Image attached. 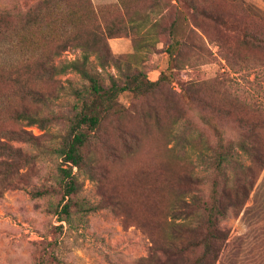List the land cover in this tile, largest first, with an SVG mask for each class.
Wrapping results in <instances>:
<instances>
[{"label":"trees","instance_id":"trees-1","mask_svg":"<svg viewBox=\"0 0 264 264\" xmlns=\"http://www.w3.org/2000/svg\"><path fill=\"white\" fill-rule=\"evenodd\" d=\"M119 9H128L126 0H119ZM110 22L93 0L0 6V38L23 56L0 66V97L13 102L0 112V196L22 188L25 169L52 157L59 160L57 186L32 194L60 196L52 205L60 222L78 229L87 215L107 208L147 233L151 253L145 264H218L230 237L222 222L245 211L264 174V107L250 106L245 113L222 91L223 81L183 83L174 73L151 80L131 62L134 54L112 53L109 39L121 29ZM230 29L253 48H264V34L245 26ZM177 44L168 51L173 59L187 46L183 40ZM72 47L81 56L60 59ZM224 48L236 72L264 66L262 58L249 62L235 47ZM70 72L81 77L80 86L59 84L56 91L50 83ZM169 81L182 88L181 106L164 91ZM61 89L75 98L68 109L57 102ZM123 93L131 95L128 106L119 100ZM163 113L170 121L167 142L157 150L161 176L143 188L151 194L134 204L143 194L135 189L131 198L123 195L108 163L137 157L144 126L159 122ZM33 125L45 132L35 135L28 129ZM49 127L59 132L49 134ZM82 177L96 183L97 202L82 194Z\"/></svg>","mask_w":264,"mask_h":264},{"label":"rangeland","instance_id":"rangeland-1","mask_svg":"<svg viewBox=\"0 0 264 264\" xmlns=\"http://www.w3.org/2000/svg\"><path fill=\"white\" fill-rule=\"evenodd\" d=\"M37 1L0 0V6L30 5ZM93 2L99 12L109 15L114 30L121 29L119 36L109 39L112 53L134 54L131 62L151 80H157L162 73L173 77L170 73H174L178 75L176 81L183 83L223 81L222 91L237 99L245 113L250 106L264 107V66H248L236 72L228 64L224 48L235 47L240 57L249 62L253 58H262L264 62V48H253L242 34L230 29V25L245 26L251 32L264 34V0H126L125 11L119 9V0ZM178 40L187 42V46L173 59L168 51L172 45H178ZM81 54L80 49L72 47L60 59L72 60ZM22 57L11 41L0 38V66L15 63ZM91 59L95 61L94 56ZM108 71L116 72L114 67ZM176 81H169L164 91L169 92L174 104L181 106L178 93L182 88ZM56 82L50 84L57 91L59 84L80 86L82 79L70 72L59 75ZM58 93L59 106L68 109L75 103L73 95L62 89ZM119 100L128 106L131 95L123 93ZM12 105L8 98L0 97V112ZM169 121L163 113L159 122L151 120L144 126L137 157L108 163L118 177L114 184L123 195L131 198L135 189L143 194L134 204L151 194L143 188L161 176L157 150L167 142ZM28 129L35 135L45 132L37 125ZM58 132L56 127L48 129L49 134ZM58 164L59 160L52 157L37 161L33 168L25 169L28 175L22 188L9 189L0 196V264H145L144 259L151 253V240L141 227L126 223L122 215L107 208L98 209L87 215L78 229H72L52 211L60 196L32 194L50 185L57 186ZM81 182L82 194L97 202L96 183L84 177ZM222 225L230 237L218 264H264V174L245 211Z\"/></svg>","mask_w":264,"mask_h":264}]
</instances>
